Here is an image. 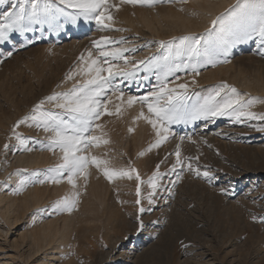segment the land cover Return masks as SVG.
<instances>
[{
    "label": "rangeland",
    "instance_id": "1",
    "mask_svg": "<svg viewBox=\"0 0 264 264\" xmlns=\"http://www.w3.org/2000/svg\"><path fill=\"white\" fill-rule=\"evenodd\" d=\"M15 2L19 4L20 0H15ZM113 2L119 3V0H113ZM238 2L239 0H234L223 11L219 12L217 17L227 14L228 11L238 4ZM190 3L191 0H187L186 3H180L179 0H172V2L169 3L168 0H165L164 3H158L154 8L141 6L135 7L137 9L150 11L165 10L168 7H171L175 11L184 12L191 8L192 5ZM124 7L128 8L133 6L123 5L121 8L123 9ZM4 10H10L9 5L0 6V12H3ZM120 12L121 9L119 12L113 11V15L116 20L114 28L122 29V31L111 30L102 32L97 30V25L94 21L86 22L81 18L76 23H72L64 17L58 16L54 21L32 25V29L24 34L14 33L8 42L0 43V60L3 61L0 63V191L4 193L7 192L6 194L9 192V194H19L20 191L17 190L19 189L17 187H20V179L27 178L32 180L33 176L31 174L38 172L36 168L32 169V172L27 167L19 166L15 162L13 164V161H15V155H18L27 149L33 153H42L44 151L49 153L52 152L48 150H41L45 147V145H47L48 138L52 135L51 133L45 132L42 128L36 127L35 122L31 120H29L28 123L20 124L19 127H16V125L25 117L32 115L33 109L42 100H45L53 94L70 91L73 85L82 79L78 76L74 80H68L67 77L69 73L74 71L79 65V57L81 54L86 55L89 50L96 52V49L93 48L94 40H99L102 36L108 35L115 40L124 39L128 41V43L124 46L134 49L135 52L134 54L126 53V55L131 57L130 63H134L135 61L147 60L153 56L166 54V49L160 47L159 42L161 41H164L165 44H167V42L172 41L174 38L183 36L198 37L204 35L207 30L211 28L212 22L211 21L207 26L198 27L196 30H193L194 32L180 30H177L175 34L164 32V34H162L164 38L161 36L159 37L158 35V38H156V36H145L140 33V31L137 32L128 28L126 21L121 16L122 14H120ZM135 13L136 12L133 11L131 14L136 16ZM141 37H143V39H141ZM139 43L141 45H139ZM145 46L148 48H145ZM9 52H11V56L7 55ZM214 57L220 62H218L214 67L212 65H205L204 67H201L200 75L198 76L193 77L190 72L177 73L180 77L178 83H188L189 94L194 95V97H205L209 95L214 88H217L222 84H227L231 87H235L241 94L244 95L245 99L257 98L260 101H264V93L246 87L243 85L242 81L245 79L250 80L249 78H253L252 80H254L256 77L264 76V43L261 42L258 36L253 35L244 42L235 44L229 49L227 54H224L222 50L218 49L214 53ZM225 60L227 62H223ZM140 76L143 77L144 73H141ZM238 77H240V79H238ZM242 77H245V79ZM193 79L196 80L195 84L191 83ZM155 84V77L150 75L148 80L140 79L138 82H125L124 84H121V88L124 89L126 95L131 94L141 96L154 90ZM173 87H175V85H173ZM113 100L114 102H118L115 97H113ZM194 102L195 99L189 103ZM109 107L112 108L111 105ZM44 110L59 111L53 104L50 103H45ZM140 110L141 106L137 104L133 108L127 110L123 118L109 116L103 117L100 123L105 125V128L103 129V131L107 133L105 138L108 139L111 144L109 143L110 145H103L102 149L100 147V153L104 154L108 160L112 159V157L116 159L119 155L117 160L121 163L122 167L125 164V169L126 167L136 169L137 164L135 167V163L138 156H141L140 158L142 160L145 159V162L141 160V165H145L143 167H149L151 164L150 160L152 161L153 158L154 160L156 159V163L158 162L157 165H160L163 161L162 155L166 154V158L170 160L171 168L160 171L161 174L165 171L163 173L165 175H163L160 179L161 182H158V186L155 189L156 192L151 197L154 198L152 199L153 201L156 200L152 204L148 203L149 198L147 197H149L150 193H153V189L148 185L147 181L149 177H152L154 172L148 173L149 176L147 174V177L145 178V176H143L145 173L139 171L138 169L141 179L142 176L143 179L145 178L143 180V185L133 178L134 180L124 179L126 180L125 183H123L122 180L118 181V183L115 181L116 185L112 182L114 186L110 185L111 182H109L106 178H103L100 173H97V180L101 179L104 183L106 179L107 181L105 182L110 185L109 186L106 183L108 185L107 187V185L104 184V186H106L104 196L108 208L104 206L103 209H105H102L103 211L101 210L102 217L105 214L104 218L107 217V219L103 220L101 215L97 213L98 215H95L97 216V219L93 218L94 215L91 217L90 214H87L88 216H86L89 219V221H87V219L84 218L85 215L82 214L80 220H83L75 222L74 225L77 227L74 226L75 229L73 230L75 231L77 229L78 233L73 231V234H77L75 237H78L79 239L74 246V263L90 264L93 261L91 264H264V131L260 130L261 128H264V121L257 120L235 123L229 117H218L215 118L214 121L197 119L187 123H175L171 125V131L175 135H170L171 137L169 136V138H172V141H166L158 149H152V152L155 153L154 156L148 149L155 143L156 136L151 125L147 124L144 120L142 121L150 127V130H146V136L144 135L146 140L143 139L144 145L142 144L143 146H139L136 144L137 138L135 137H137V135H135L136 131L134 132V126L132 125L138 122L135 121L134 118L139 114ZM144 111L147 113L146 108H144ZM252 111L264 113V103H257ZM129 129H133V131H129ZM16 134L24 139L25 142L23 144L17 140ZM96 134L100 135L101 133L97 132ZM209 135L212 136V139ZM119 136L121 137V140L116 139H120ZM181 136L185 137L183 142L179 139ZM189 137L191 139H188ZM120 141L122 142L120 143ZM5 144L8 145L7 149L4 147ZM165 146L168 147V149ZM164 147L167 150H165ZM177 147H179L181 152L183 167L178 165L176 171L173 172L172 166L174 163L176 164L174 158L176 157L175 152ZM94 150L95 148L92 149V151L95 152V155H97V151L99 150ZM55 152L60 151L57 149ZM93 152H91L92 155H94ZM60 154L62 153L60 152ZM166 158H164V160H167ZM189 163L192 165L191 169L187 167ZM21 169H26L27 171L21 172L18 175V170ZM195 169H198L201 173L208 171L210 179L204 178L202 175L197 176L195 174ZM177 175H181L182 179L177 180ZM33 179H36V177H33ZM64 181L67 182L66 177L63 179V182ZM127 181L130 183H126ZM131 181H134V183H131ZM185 181H187V185ZM189 181H192V183ZM162 182L163 185L160 184ZM119 183L121 184V187L118 186ZM132 184L134 188L132 187ZM138 186L140 188V196H137L136 194ZM167 186H171L170 189ZM180 186H183V189ZM145 187L148 188L146 189ZM179 187L181 190H178ZM82 189L81 193L83 196L86 193L84 192L86 191V187L84 186ZM149 189L151 190L149 191ZM168 189L171 192L168 191ZM107 190H110L111 192L109 191V193H107ZM128 191L130 192L128 193ZM114 193L115 195L112 197ZM155 195L158 197L157 199H155ZM82 196L79 199L80 202L83 200ZM127 196H130V199H128ZM107 199L110 201L108 202ZM138 199L140 200L139 204L136 203ZM219 201L220 203H216ZM80 202H78V207H76L73 211L80 209ZM109 203L110 205H108ZM216 204H219V207ZM167 205L169 206L166 207ZM171 206L175 207V209L177 208V210ZM52 207L55 208V205ZM112 207L113 210H111ZM141 207L145 209L143 213L140 212ZM213 207L215 210H213ZM44 209H38V213L40 212L39 216L44 218L46 215L45 219L48 220H51L57 214L62 216V213H64V211L56 209L53 210L52 208L49 209V207ZM125 209H127L126 211L129 210V212L127 213ZM121 210L123 211L124 216V212L127 213L126 215H128V218H124L125 220L128 219L127 222L129 221L130 224L122 222L120 215H116L115 217V214L120 213ZM168 210H170L172 214ZM163 211L166 214H164ZM218 212L222 213L219 214ZM2 215H4V213L0 211V226L2 225L11 231L9 243L13 244L15 240H19L18 234L22 233L23 229L27 226L28 220L20 215V220L17 222L18 224L16 223V227H14L15 225L13 226L12 223L16 221V217L13 215L10 220L5 215ZM98 216L102 219V221L100 218L98 221ZM111 216L112 220L110 219ZM108 217L110 223L107 222ZM145 217L148 218L146 219ZM150 217L152 219H149ZM174 218L176 219L175 221ZM93 219L95 224L91 227V225H88V222L90 224ZM115 220L116 223H113ZM164 220H166V222ZM97 221L100 223V226ZM163 221L166 224H164ZM77 222L80 223L81 227H78L80 225H78ZM111 222L113 223L112 225ZM141 222L144 226L142 230L139 227ZM96 223L100 228L97 227ZM162 223L164 225H162ZM114 224L117 226L114 227ZM95 225L97 227L96 229L94 227ZM106 225L107 227H104ZM167 225H169V229ZM32 226L29 225L30 228H28V226L27 228L31 229ZM102 227L105 229L110 227L112 232L111 234H113V236L109 233V237L111 236V243H114V246L106 241V236L104 234L105 229ZM173 227H175V232L171 230ZM87 228L88 231L85 234L84 232H86L85 229L87 230ZM98 228L100 230H98ZM158 228H160L161 234L159 233L160 231L157 232L159 230ZM163 228L165 229L163 230ZM133 229L136 230L134 231ZM180 230L182 233H180ZM133 231L135 233H133ZM232 232L236 234L234 235ZM177 235L179 239L177 238ZM114 238H118V240H115ZM1 241L0 243H2ZM154 243H157V245L155 246ZM19 244H21V240H19ZM102 244H104L103 247ZM105 244H107V246H105ZM101 247L107 252L102 250L105 252L104 255H93L94 252L92 251L99 248L101 252ZM21 248L22 247L19 245L18 251L23 252V248ZM145 249L148 250L146 251ZM15 253L16 251L10 252V254ZM26 255L27 256L22 257L23 259L20 260L19 264H28L29 262H32V260H28V253H26ZM122 256H124V258ZM59 257L62 258L63 254ZM34 260L35 258L33 261Z\"/></svg>",
    "mask_w": 264,
    "mask_h": 264
},
{
    "label": "snow or ice",
    "instance_id": "2",
    "mask_svg": "<svg viewBox=\"0 0 264 264\" xmlns=\"http://www.w3.org/2000/svg\"><path fill=\"white\" fill-rule=\"evenodd\" d=\"M164 2L165 0H119V3L113 0H20L17 4L15 0H0V6L9 5L10 9L0 12V43L8 42L14 33L24 34L32 29V25L54 21L58 16L72 23L81 18L86 22L94 21L97 30L102 32L122 31L114 28L116 20L113 11L119 12L123 5L154 8L158 3ZM168 2L171 3L172 0ZM179 2L186 3L187 0ZM253 35L258 36L264 43V0H239L227 14L212 20L211 28L204 35L174 38L167 44L161 41L160 47L166 49V54L147 60L130 63L131 57L126 53L134 54L135 50L125 47L128 41L124 39L115 40L105 35L99 40H94L95 55L92 50L87 51L86 55L81 54L79 65L67 77L68 80H74L78 76L82 79L77 81L70 91L53 94L42 100L35 106L32 115L17 123L16 127L28 123L29 120L35 122L36 127L52 134L47 145L41 150L55 152L59 149L62 153V162L55 168L47 169L46 174L34 172L31 175L36 179H20L18 191L25 190L29 185L48 182L59 184L65 177L73 189L77 188V180L81 177L87 187L89 168L92 166L102 171L109 182L134 178L143 184L137 169L111 168L109 160L91 154L92 149L110 143L105 138L107 133L103 131L105 125L100 123L103 117L123 118L125 112L137 104L141 106V110L134 118L135 121L144 120L151 125L156 136V141L149 147V151L159 148L170 135H174L171 125L175 123H187L197 119L214 121L218 117H229L235 123L264 121V113L252 111L257 103L264 101L257 98L245 99L235 87L222 84L205 97H194L189 94L188 83H178L180 77L177 73L190 72L193 77L198 76L201 67H214L220 62L214 57L218 49L227 54L235 44L242 43ZM7 55L11 56V52ZM2 62L0 60V63ZM141 73H144L143 77L140 76ZM150 75L155 77V89L145 95H126L121 88V84L125 82L148 80ZM191 83L195 84L196 80L193 79ZM113 97L118 102H114ZM193 99L195 102L189 103ZM45 103L53 104L59 111L44 110ZM260 130L264 131V128ZM97 132L101 134L97 135ZM16 138L21 144L25 142L18 134ZM179 139L183 142L185 137L181 136ZM4 147L7 149L8 145L5 144ZM175 156L173 172L178 165L183 167L179 147ZM187 167L191 169L192 165L189 163ZM26 171L21 169L17 174ZM195 174L210 179L208 171L201 173L195 169ZM163 175L165 174L160 173L157 165L156 171L147 181L153 189V193L149 194V204L154 203L151 197ZM180 179L182 176L177 175V180ZM136 194L140 196L139 186ZM78 202L77 191L71 198L64 197L57 201L55 209L71 213L76 209ZM136 203L139 204L140 200ZM144 211L141 207L140 212ZM139 227L143 229L142 222Z\"/></svg>",
    "mask_w": 264,
    "mask_h": 264
},
{
    "label": "bare ground",
    "instance_id": "3",
    "mask_svg": "<svg viewBox=\"0 0 264 264\" xmlns=\"http://www.w3.org/2000/svg\"><path fill=\"white\" fill-rule=\"evenodd\" d=\"M234 0H191V8H189L188 10L182 12V11H175L173 10L171 7H168L167 9L165 10H144V9H137L136 7H128V8H121V12L120 14H122L121 16L124 18V20L126 21V24L128 26V28H130L131 30H134V31H137L140 33H142L143 35L145 36H156L157 35L160 37H163L162 34H164V32L166 33H169V34H175V32H177V30H180V31H186V32H189V31H193V30H196L198 27L200 26H207L209 25V23L214 20L218 13L223 11L228 5H230ZM133 11H135L136 13V16L131 14ZM127 28V27H126ZM205 28V27H204ZM200 30V28H199ZM198 30V31H199ZM129 32V31H128ZM133 32V31H131ZM194 32V31H193ZM173 37V36H172ZM131 38V37H130ZM151 38V37H150ZM164 38V37H163ZM139 39V38H138ZM141 39H143V37H141ZM146 39V37H145ZM148 39V38H147ZM136 40V39H135ZM136 42V41H135ZM141 42V41H140ZM150 42V41H149ZM152 42V41H151ZM144 43V42H143ZM146 43V41H145ZM153 43V42H152ZM139 45H141L139 43ZM144 45V44H143ZM131 46V45H130ZM134 46V44H133ZM147 46H145L146 48ZM140 48V47H139ZM148 48V47H147ZM157 48V47H156ZM154 50V49H153ZM156 50V49H155ZM148 51V50H147ZM151 51V50H150ZM149 51V52H150ZM94 52V51H93ZM95 53V52H94ZM142 56V55H141ZM144 56V55H143ZM140 57V56H139ZM148 58V57H147ZM241 74V73H240ZM239 75V73H238ZM258 75V74H257ZM240 76V75H239ZM256 77V76H255ZM243 78V77H242ZM248 78V77H247ZM238 79H240V77H238ZM245 79V77L243 78ZM250 80H242L243 81V85H245L246 87H249V88H252L256 91H260L262 93H264V76L263 77H256L254 80H252L251 78H249ZM239 81V80H238ZM241 84V83H240ZM255 91V92H256ZM261 93V94H262ZM134 123V122H133ZM132 125V123H131ZM132 126H134V132L136 131V134L137 137H134L137 138L136 139V144H138L139 146H141L144 141L146 140L144 138V135L146 133V130H150V127L144 122V121H138L136 123H134ZM225 127V126H224ZM203 128V127H202ZM206 128V127H205ZM180 130V129H179ZM202 132V131H201ZM153 134V133H151ZM216 134V133H215ZM229 134V133H227ZM148 135V134H147ZM175 135V134H174ZM212 135V134H210ZM209 135V136H210ZM146 136V135H145ZM151 136V135H150ZM149 136V137H150ZM215 136V135H214ZM118 137V136H117ZM120 137V136H119ZM132 137V138H134ZM148 137V136H147ZM171 137V136H170ZM173 137V136H172ZM212 136H210L211 138ZM1 139V138H0ZM117 140H121V137L120 139L116 138ZM148 139V138H147ZM212 139V138H211ZM176 140V139H175ZM202 140V139H200ZM131 141V140H130ZM135 141V140H134ZM167 141H172V138H169ZM215 141V140H214ZM262 141V140H261ZM117 142V141H116ZM122 141H120L121 143ZM176 142V141H175ZM218 142V141H217ZM181 143V142H180ZM111 144V143H110ZM109 144V145H110ZM129 144V143H128ZM146 144V142H145ZM170 144V143H169ZM175 144V143H174ZM173 144V145H174ZM224 144V143H223ZM260 144V143H259ZM116 145V144H115ZM144 145V144H143ZM142 145V146H143ZM178 145V144H177ZM146 146V145H145ZM144 146V149L146 151V148ZM169 146V145H168ZM223 146V145H222ZM105 147V146H104ZM123 147V146H122ZM166 147V146H165ZM164 147V148H165ZM254 147V146H253ZM263 147V146H262ZM134 148V147H133ZM141 148V147H140ZM143 148V147H142ZM168 149V147H166ZM165 148V150H167ZM252 148V147H251ZM258 148V147H257ZM261 148V147H259ZM27 149V148H26ZM102 149V147H101ZM114 149V148H113ZM154 150V148H152ZM158 149V148H157ZM170 149H171V146H170ZM173 149V148H172ZM246 149V148H245ZM262 149V148H261ZM99 151H97V149H95L94 151H97V155L98 157L102 158V159H107L106 156L102 153H100V149L98 148ZM106 150V149H104ZM125 150V149H124ZM136 150V149H135ZM134 150V152H135ZM164 150V151H165ZM174 150V149H173ZM251 150V149H250ZM254 150V149H253ZM263 150V149H262ZM23 151V150H22ZM36 151V150H35ZM38 151V150H37ZM103 151V150H102ZM129 151V150H128ZM139 151V150H138ZM156 151V150H155ZM170 151V150H169ZM93 152V151H92ZM118 152V151H117ZM152 152V150H151ZM150 152V153H151ZM159 152V151H158ZM157 152V154H158ZM173 152V151H172ZM94 155H95V152H93ZM106 153V152H105ZM147 153V151H146ZM153 153V152H152ZM163 153V152H162ZM161 153V155H162ZM168 153V151H167ZM149 154V153H148ZM155 153H153L152 155H154ZM160 154V153H159ZM164 154V153H163ZM116 155V154H115ZM160 155V156H161ZM166 155V154H165ZM165 155H162V162L160 163L159 165V169L160 171L161 170H168L169 168H171V163H170V160L166 158ZM13 156V155H12ZM134 156V154H133ZM148 156V155H147ZM150 156V154H149ZM148 156V157H149ZM155 156V155H154ZM165 156V157H164ZM62 154H60V152H40V153H33L32 151L30 150H24V152H21L19 153L18 155H15V161H13V164L14 162L19 165V166H23V167H27L29 168L31 171L32 169H37L38 172H40L42 175L43 174H46V170L47 169H50V168H55L56 165H58L59 163L62 162ZM119 157V155H118ZM117 157V158H118ZM141 157V156H140ZM139 156L136 158V163H135V167H136V164H137V170L139 169V171H142L143 173H145L143 176H145V178L147 177V174L150 173V172H155V169H156V159L151 161V164L150 166H146V167H143L145 166L143 164V166L141 165V158ZM147 157V158H148ZM153 157V156H152ZM168 157V156H167ZM170 157V156H169ZM172 157V155H171ZM12 158V157H11ZM117 158H113L110 159V166H112L113 168L115 169H125V164L124 166L122 167L121 166V163L117 160ZM134 158V157H132ZM164 158H166L167 160H164ZM14 159V158H13ZM115 159V160H114ZM160 159V158H159ZM171 159V158H170ZM175 159V162H176V157L174 158ZM260 159V158H259ZM264 159V158H263ZM10 160V159H9ZM8 160V161H9ZM173 160V159H172ZM171 160V161H172ZM6 161V160H5ZM4 161V162H5ZM135 161V160H134ZM145 162V159L142 160ZM161 161V160H160ZM261 161V160H260ZM259 161V162H260ZM143 162V163H144ZM256 162V161H255ZM11 163V162H10ZM125 163V162H124ZM258 163V162H257ZM263 163V161H262ZM12 164V165H13ZM127 164V163H126ZM147 164V163H146ZM175 164V163H174ZM259 164V163H258ZM16 165V166H17ZM128 165V164H127ZM126 165V166H127ZM148 165V164H147ZM7 167V166H6ZM111 167V168H112ZM128 167H126L127 169ZM179 168V167H178ZM259 168V167H258ZM6 169V168H5ZM9 169V168H8ZM11 169V168H10ZM29 171V170H28ZM171 171V169H170ZM251 171V169H250ZM33 172V171H32ZM31 172V173H32ZM141 172V173H142ZM165 172V171H164ZM163 172V173H164ZM5 173H6V170H5ZM8 173V172H7ZM89 177H88V181H87V187H86V192L83 196H82V193L81 191L83 190L82 188L85 186V181L84 179L81 177L80 179H78V182H77V188L76 189H73L72 186L70 184H68L67 182H62V183H59V184H54V183H51V182H48V183H44V184H35V185H29L26 187L25 190L23 191H20L19 194H6L2 191H0V211L4 213V215L6 217H8L10 220L12 219L11 216H15L16 217V221L13 224L14 227H16V223L20 220V215H22L25 219L28 220V223H27V226L28 228L29 225H33L31 229H28L27 226L23 229L22 233H19L18 234V238L19 240H21V244H19V240H15L13 242V244H10L9 243V236L11 235V231L5 227H2L0 226V241L2 243H0V264H19L20 260L23 259L22 257L24 256H27L26 253H28V260L32 262L30 264H75L74 263V246H75V243L77 242V240L79 239L78 237H75V235L77 234H73V229L74 228V224L76 221H81L83 219L80 220L82 214H84V218L87 219V221H89L88 219V215L87 214H90L91 217L94 215V219L97 217L95 216L97 213H99L101 215V210L103 209L104 206L107 207V204H106V199H105V196H104V192H105V188L106 186H104V184H106L107 181L105 179H103L104 183L102 182L101 179L97 180L96 176L97 173H100V175L104 177L102 171H98L94 166L90 167L89 168ZM161 173V172H160ZM162 173V174H163ZM171 174V172H170ZM174 174V173H173ZM181 174V173H180ZM7 175V174H6ZM30 175V174H29ZM99 175V174H98ZM99 175V177H100ZM175 175V174H174ZM143 176H142V180L143 179ZM149 176V174H148ZM32 177V176H31ZM169 177V176H168ZM150 178V177H149ZM167 178V177H166ZM33 179V177H32ZM164 179V178H163ZM187 179V178H186ZM185 179V180H186ZM16 180V179H15ZM14 180V181H15ZM123 181V183H125L126 180L124 179H120ZM120 180H116V183H118V181ZM134 180V179H132ZM168 180V179H167ZM166 180V181H167ZM18 181V179H17ZM147 181V180H146ZM164 181V180H163ZM169 181V180H168ZM256 181V180H255ZM134 183V181H131V183ZM161 182V181H160ZM172 182V181H171ZM186 182V185H187V181ZM190 182V181H189ZM18 183V182H17ZM112 183V182H111ZM110 185L114 186L113 183ZM116 183L114 182V184L116 185ZM121 183V182H120ZM119 183V184H120ZM126 183H130L129 181H127ZM165 183V182H164ZM192 183V181L190 182ZM108 184V183H107ZM106 184V185H107ZM118 186L121 187V184ZM127 184V185H128ZM144 184V183H143ZM142 184V185H143ZM161 185H163V182L160 183ZM183 184V183H182ZM18 185V184H17ZM109 185V184H108ZM107 185V187H108ZM109 185V186H110ZM126 185V186H127ZM195 185V183H194ZM198 185V184H197ZM19 186V185H18ZM123 186V185H122ZM131 186V185H129ZM16 187V186H15ZM116 187V186H115ZM132 187H133V184H132ZM131 187V188H132ZM169 187V186H167ZM171 187V186H170ZM169 187V189H170ZM181 187V186H180ZM179 187L178 190H181ZM183 187V186H182ZM181 187V188H182ZM254 187V186H253ZM19 188V187H17ZM118 188V187H117ZM134 188V187H133ZM146 188V187H145ZM143 188V189H145ZM148 188V187H147ZM146 188V189H147ZM173 188V187H172ZM200 188V187H199ZM255 188V187H254ZM109 189V188H108ZM161 189V188H160ZM159 189V190H160ZM163 189V187H162ZM168 189V191H170ZM183 189V188H182ZM196 189V188H195ZM198 189V188H197ZM18 190V189H17ZM112 190V188H111ZM133 190V189H132ZM151 189H149L150 191ZM172 190V189H171ZM79 192V199L81 198V196L83 197V200L82 202H80L79 200V204H81L80 206V209L77 210V211H72L71 213L67 212V211H64V213H62V216H60V214H57L54 218H52L51 220H48V219H45L46 215L44 218H41L39 216V213H38V209H44V208H47L49 207L52 208L53 210H55V208H53L52 206L56 205L57 201H60L62 200L64 197H69L71 198L73 196V193L74 192ZM108 191V190H107ZM110 191V190H109ZM109 191L107 193H109ZM120 191V190H119ZM127 191V190H125ZM164 191V190H163ZM250 191V190H249ZM111 192V191H110ZM113 192V191H112ZM118 192V191H117ZM130 191H128L129 193ZM147 192V190H146ZM156 192V191H155ZM167 192V190H166ZM171 192V191H170ZM256 192V191H255ZM12 193V192H11ZM127 193V194H128ZM133 193V192H132ZM131 193V194H132ZM145 193V192H144ZM158 193V191H157ZM156 193V194H157ZM161 193V192H160ZM164 193V192H162ZM169 193V192H168ZM167 193V194H168ZM119 194V193H118ZM112 195V194H111ZM115 193L113 194L112 197H114ZM215 195V194H214ZM136 196V195H135ZM143 196V195H142ZM159 196V195H158ZM163 196V195H162ZM128 197V196H127ZM130 197V196H129ZM128 197V199H130ZM155 199H157L158 197H156V195L154 196ZM166 197V196H165ZM168 197V196H167ZM215 197V196H214ZM107 198V197H106ZM122 198V197H121ZM149 198V197H147ZM171 198V197H170ZM126 199V198H125ZM127 199V200H128ZM154 199V198H152ZM222 199V198H221ZM108 200V199H107ZM123 200V199H122ZM146 200V199H145ZM160 200V199H159ZM164 200V199H163ZM170 200V199H169ZM213 200V199H211ZM218 200V199H217ZM216 200V201H217ZM110 200H108L109 202ZM156 201V200H154ZM128 202V201H127ZM135 202V201H134ZM158 202V201H157ZM167 202V200H166ZM177 202V201H176ZM145 203V202H144ZM163 203V202H162ZM210 203V202H209ZM216 203H220L219 202H216ZM117 204V203H116ZM176 204V203H175ZM213 204V203H212ZM110 205V203L108 204ZM146 205V204H145ZM164 205V204H163ZM179 205V203H178ZM217 205V204H216ZM130 206V204H129ZM169 205H167L166 207H168ZM175 206V205H174ZM212 206V205H211ZM219 207V204L217 205ZM78 207V206H77ZM128 207V205H127ZM126 207V208H127ZM159 207V206H158ZM173 207V206H171ZM180 207V206H179ZM178 207V208H179ZM108 208V207H107ZM115 208V207H114ZM118 208V207H117ZM116 208V209H117ZM120 208V207H119ZM130 208V207H129ZM175 209V207H173ZM181 208V207H180ZM214 208V207H213ZM221 208V206H220ZM105 209V208H104ZM103 209V210H104ZM132 209V207H131ZM171 209V208H170ZM182 209V208H181ZM212 209V208H211ZM217 209V207H216ZM45 210V209H44ZM43 210V211H44ZM102 210V211H103ZM113 210V207L112 209ZM120 210V209H119ZM127 209H125L126 211ZM173 210V209H172ZM177 210V208L175 209ZM180 210V209H179ZM178 210V212L180 213V211ZM215 210V208L213 209ZM218 210V209H217ZM222 210V209H221ZM220 210V211H221ZM231 210V209H230ZM41 211V212H43ZM50 211V210H49ZM110 211V210H109ZM170 212V210H168ZM223 211V210H222ZM52 212V210H51ZM55 212V211H53ZM127 213L129 212L126 211ZM134 212V210H133ZM156 212V211H155ZM177 212V211H176ZM175 212V213H176ZM183 212V211H182ZM231 212V211H230ZM121 213V214H120ZM120 213H117L115 214V217L116 215H120V218L122 220V222H124L125 224H130L129 221L127 222L128 219L125 220V218L127 217L128 218V215H126L127 213L124 212L125 216L123 215V211L121 210ZM132 213V211H131ZM130 213V214H131ZM158 213V212H157ZM164 213V211H163ZM171 213V212H170ZM185 213V212H184ZM188 213V212H187ZM212 213V212H210ZM219 214L222 213V212H218ZM43 214V213H42ZM50 214V213H49ZM136 214V213H135ZM134 214V216H135ZM166 214V213H164ZM172 214V213H171ZM170 214V215H171ZM2 215V216H4ZM43 215V216H44ZM87 215V216H86ZM98 215V214H97ZM105 215V214H104ZM104 215L102 217L101 215V218L104 219H107V215L105 216L106 218H104ZM159 215V213H158ZM176 215V214H175ZM187 215V214H186ZM215 215V214H214ZM148 216V215H147ZM177 216V215H176ZM53 217V216H52ZM90 217V216H89ZM90 217V218H91ZM125 217V218H124ZM130 217V216H129ZM153 217V216H152ZM162 217V216H161ZM172 217V216H171ZM189 217V215H188ZM99 216H98V221H99ZM100 218V220L102 221V219ZM112 218V216L110 217V219ZM146 219L148 217H145ZM160 218V217H159ZM169 218V217H167ZM173 218V217H172ZM185 218V217H184ZM217 218V217H216ZM5 219V218H4ZM92 219V218H91ZM88 222V225H94L95 224V221ZM97 219V218H96ZM114 219V217H113ZM116 219V218H115ZM149 219H152L151 217ZM154 219V218H153ZM165 219V218H164ZM7 220V218H6ZM23 220V218H22ZM112 220V219H111ZM141 220V219H140ZM173 220V219H172ZM176 219L174 218V221ZM185 220V219H184ZM230 220V218H229ZM97 221V223L99 224L100 226V223ZM133 221V220H132ZM145 221V220H144ZM158 221V220H157ZM160 221V220H159ZM166 222V220H164ZM163 221V223H164ZM180 221V220H178ZM232 221V220H231ZM11 222V221H10ZM22 222V221H21ZM26 222V221H25ZM77 222V223H78ZM108 223H110L109 221V217H108V220H107ZM106 222V223H107ZM173 222V221H172ZM187 222V220H186ZM33 223V224H31ZM86 223V222H85ZM93 223V224H92ZM96 223V224H97ZM105 223V224H106ZM107 223V224H108ZM113 223H116V220L113 221ZM111 222V225L113 224ZM133 223V222H132ZM166 224V223H164ZM185 223V222H184ZM230 223V222H229ZM11 224V225H12ZM18 224V223H17ZM29 224V225H28ZM97 224V227H99ZM150 224V223H149ZM170 224H171V221H170ZM10 225V226H11ZM77 225V224H76ZM78 225H80V223H78ZM161 225V226H162ZM186 225V224H185ZM114 227L117 226V225H113ZM121 226V225H120ZM118 226V227H120ZM134 226H135V223H134ZM133 226V227H134ZM169 225H167L168 227ZM172 226V225H171ZM184 226V225H183ZM77 227V226H75ZM78 227H81L78 226ZM90 227V226H89ZM88 227V228H89ZM95 229L97 228L96 225L94 226ZM104 227H107L104 226ZM151 227V225H150ZM158 227V226H157ZM165 227V228H167ZM11 228V227H10ZM88 228L87 230L85 229L86 232H84L85 234L87 233L88 231ZM100 228V227H99ZM98 228V230H100ZM103 228V227H102ZM127 228H128V225H127ZM131 228V227H130ZM136 228V227H135ZM163 228V230L165 229ZM180 228V227H178ZM82 229V228H81ZM90 229H93V228H90ZM105 229V228H103ZM152 229V227H151ZM150 229V230H151ZM159 230L157 232L160 231V228H158ZM169 229V227H168ZM175 227H173V229H171L173 232H175L176 230H174ZM177 229V228H176ZM182 229V228H180ZM236 229V227H235ZM234 229V230H235ZM77 230V229H76ZM74 231V232H77L78 233V230L77 231ZM123 230V229H122ZM127 230V229H126ZM134 230V229H133ZM136 230V229H135ZM134 230V231H135ZM232 230V228H231ZM238 230V228H237ZM115 231V230H114ZM133 231V233H135ZM141 231V230H140ZM153 231V229H152ZM181 231V230H180ZM90 232V231H89ZM130 232V231H129ZM132 232V231H131ZM151 232V231H150ZM172 232V233H173ZM235 232H238V231H235ZM83 233V231H82ZM109 233L111 234V229L110 227L106 228L105 229V236H106V241L109 242V244H114V243H111V239L109 237ZM127 233V232H126ZM153 233V232H152ZM151 233V234H152ZM161 234V231L159 232ZM166 233V232H165ZM170 233V231H169ZM182 233V231L180 232ZM233 233V232H232ZM93 234V233H92ZM129 234V233H128ZM127 234V235H128ZM167 234V233H166ZM234 234V233H233ZM236 234V233H235ZM234 234V235H235ZM79 235V234H78ZM82 235V234H81ZM80 235V236H81ZM96 235V234H95ZM113 236V234H111ZM156 235V234H155ZM174 235V234H173ZM85 236V235H84ZM125 236V235H124ZM86 237V236H85ZM116 237V236H115ZM172 237V236H171ZM163 238V237H162ZM173 238V237H172ZM177 238L179 239L178 235H177ZM82 239V237H81ZM99 239V238H98ZM110 239V241H109ZM115 239V238H114ZM146 239V238H145ZM164 239V238H163ZM167 239V238H166ZM115 240H118L115 239ZM175 240V239H174ZM113 241V240H112ZM159 241V239H158ZM167 241V240H166ZM118 242V241H117ZM121 242V241H120ZM157 242V241H156ZM160 242V241H159ZM170 242V241H169ZM12 243V242H11ZM167 243V242H166ZM101 244V243H100ZM121 244V243H120ZM155 246L157 245V243H154ZM175 244V243H174ZM19 245L20 247L23 248V252H20L18 251L19 250ZM22 245V246H21ZM104 244H102V247H103ZM118 245V243H117ZM105 246H107V244H105ZM114 246V245H113ZM150 246V245H149ZM172 246V245H171ZM99 247V246H98ZM101 247V252L98 249L92 251L94 252L93 255L95 254H100L101 255H104L105 251L103 248ZM122 247V246H121ZM21 248V249H22ZM117 248V247H116ZM148 248V247H147ZM156 248V247H155ZM187 248V247H186ZM198 248V247H197ZM108 249V248H107ZM106 249V250H107ZM132 249V248H131ZM149 249V248H148ZM147 249V250H148ZM158 249V248H157ZM170 249V248H169ZM173 249V248H172ZM102 250H104L105 252H103ZM146 250V249H145ZM146 250V251H147ZM153 250V249H152ZM11 251H16L15 254H10ZM110 251V250H109ZM115 251V250H114ZM144 251V249H143ZM193 251V250H192ZM113 252V251H112ZM117 252V251H116ZM159 252V251H158ZM190 252V251H189ZM130 253V252H129ZM145 253V252H144ZM147 253V252H146ZM149 253V252H148ZM63 254V257L60 258L59 256ZM142 254V253H141ZM151 254V252H150ZM91 255V254H89ZM108 255V254H107ZM106 255V256H107ZM119 255H123V254H119ZM133 255V254H132ZM149 255V254H148ZM184 255V254H183ZM191 255V254H190ZM88 256V255H87ZM127 256V255H126ZM168 256V255H167ZM172 256V255H171ZM111 257V256H110ZM124 258V256H122ZM137 257V256H136ZM148 257V256H147ZM155 257V256H154ZM173 257V256H172ZM204 257V256H203ZM35 258V260L33 261V259ZM88 258V257H87ZM185 258H186V255H185ZM191 258V257H190ZM109 259V257H108ZM142 259V258H141ZM145 259V258H144ZM172 259V258H171ZM179 259V258H177ZM188 259V258H187ZM26 260H27V257H26ZM25 260V261H26ZM92 260V259H91ZM105 260V259H104ZM138 260V259H137ZM170 260V259H169ZM192 260V259H191ZM195 260V259H193ZM24 261V260H23ZM85 261V260H84ZM144 261V260H143ZM185 261V260H184ZM112 262V261H111ZM141 262V261H140ZM161 262V261H160ZM28 263V264H29ZM79 263V262H78ZM93 263V261L91 262ZM90 263V264H91ZM98 263V262H97ZM169 263V261H168ZM175 263V261H174ZM21 264V263H20ZM104 264V263H103ZM160 264V263H159ZM163 264V263H161ZM176 264V263H175ZM190 264V263H189Z\"/></svg>",
    "mask_w": 264,
    "mask_h": 264
}]
</instances>
